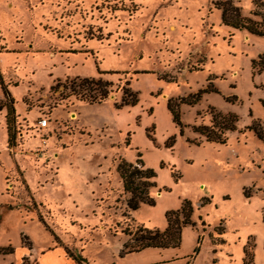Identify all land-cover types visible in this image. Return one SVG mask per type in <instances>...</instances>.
Returning a JSON list of instances; mask_svg holds the SVG:
<instances>
[{
    "label": "rangeland",
    "instance_id": "1",
    "mask_svg": "<svg viewBox=\"0 0 264 264\" xmlns=\"http://www.w3.org/2000/svg\"><path fill=\"white\" fill-rule=\"evenodd\" d=\"M233 1L264 23V0ZM213 2L0 0L13 100V120L0 107V264L55 245L85 264H264V34L222 23ZM83 76L110 80L107 98L50 87ZM124 87L135 99L115 105ZM213 116L230 124L222 141L206 139ZM137 158L153 202L129 209L116 165ZM184 199L178 245L123 249V229H162Z\"/></svg>",
    "mask_w": 264,
    "mask_h": 264
},
{
    "label": "trees",
    "instance_id": "2",
    "mask_svg": "<svg viewBox=\"0 0 264 264\" xmlns=\"http://www.w3.org/2000/svg\"><path fill=\"white\" fill-rule=\"evenodd\" d=\"M213 4L220 9V19L222 23L234 28H244L250 33L258 35L264 34V23H260V21H256L249 16L241 15L239 13V5L234 3L233 0H214ZM257 56L258 59H252V63H258L260 68L264 65V52ZM101 72L103 71L98 70V73ZM110 83V80L104 79L101 76H83L65 78L63 81L57 79L50 87L56 88L59 84H63L64 86L67 85L68 89L65 96L74 94L78 99L92 103L107 98L110 91ZM0 87L3 92V98H0V107L5 105L7 115L13 120L12 96L1 78ZM134 99V92L130 90V88L124 87L120 101L115 102V105L133 102ZM181 99H183V97H181L180 100ZM261 103L264 106V99L261 100ZM166 104L171 112L172 119L177 121L178 114L173 109L174 104H172L170 99L167 100ZM215 115H218V113L215 112ZM213 117V122L205 126L206 139L222 141L223 139L216 137V135L221 127H226L230 124L227 123L225 120L226 118L223 116L217 117L219 121L215 120V116ZM215 127L219 128L215 129ZM221 132L220 130V133ZM256 134L259 137H264L260 130H257ZM12 143L13 140L8 145L10 146ZM116 170L121 181L122 189L128 192L125 203L129 209H135L140 202H153L152 197L148 193V189L155 186L154 172L150 167L143 166L139 158H137L135 162L120 159L117 162ZM190 214L191 205L188 200L184 199L181 201L179 207L169 209L165 212L166 225L162 229L147 228L142 224H136L133 228L127 227L123 229L122 231L126 235L122 243L123 249L125 251H134L148 246L167 247L178 245L181 226L192 223ZM9 251H11V246L0 247V252ZM68 255L72 257L77 264H85V258L80 254L68 253ZM243 264H246L245 260H243Z\"/></svg>",
    "mask_w": 264,
    "mask_h": 264
},
{
    "label": "crops",
    "instance_id": "3",
    "mask_svg": "<svg viewBox=\"0 0 264 264\" xmlns=\"http://www.w3.org/2000/svg\"><path fill=\"white\" fill-rule=\"evenodd\" d=\"M56 262H58V264H77V262L72 257L68 256L59 245L46 248L37 255L36 264H55Z\"/></svg>",
    "mask_w": 264,
    "mask_h": 264
},
{
    "label": "built area",
    "instance_id": "4",
    "mask_svg": "<svg viewBox=\"0 0 264 264\" xmlns=\"http://www.w3.org/2000/svg\"><path fill=\"white\" fill-rule=\"evenodd\" d=\"M38 125L40 126V127H45L46 125H47V123H48V120H47V118L45 117V116H41L39 119H38Z\"/></svg>",
    "mask_w": 264,
    "mask_h": 264
}]
</instances>
